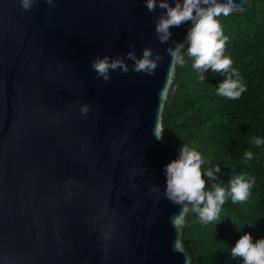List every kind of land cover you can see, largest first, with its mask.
<instances>
[{"label":"water","instance_id":"95a60500","mask_svg":"<svg viewBox=\"0 0 264 264\" xmlns=\"http://www.w3.org/2000/svg\"><path fill=\"white\" fill-rule=\"evenodd\" d=\"M243 13L251 0H237ZM161 9L143 0H0V264H195L189 212L164 196L178 154L165 122L177 87ZM150 46L152 74L91 61ZM88 105L89 111L80 109ZM163 129V138L154 129ZM158 189V191L156 190Z\"/></svg>","mask_w":264,"mask_h":264},{"label":"trees","instance_id":"16d2710c","mask_svg":"<svg viewBox=\"0 0 264 264\" xmlns=\"http://www.w3.org/2000/svg\"><path fill=\"white\" fill-rule=\"evenodd\" d=\"M218 19L229 38L224 54L231 57L247 90L234 100L218 95L216 86L225 76L209 68L205 81H199L191 58L185 57L183 65L177 64V87L165 122L176 148L189 144L201 152L202 171L220 164L215 181L205 178L206 190L213 182L227 185L237 174L255 176L245 201L226 198L218 223H202L189 211L183 233L195 264H242L241 257L231 254L239 237L245 232L252 234L253 242L264 237V144L253 143L256 137L264 138V0H251L248 11ZM246 151L253 153L251 160H244Z\"/></svg>","mask_w":264,"mask_h":264},{"label":"clouds","instance_id":"9594fccd","mask_svg":"<svg viewBox=\"0 0 264 264\" xmlns=\"http://www.w3.org/2000/svg\"><path fill=\"white\" fill-rule=\"evenodd\" d=\"M51 3V0H48ZM35 0H19L20 7L30 10ZM149 12L161 9L154 27V33L161 44L172 38V29L187 23L186 34L183 40L173 41L166 48L172 64L183 65L185 57L191 58V67L198 73V80L205 81L204 73L211 68L224 75L225 78L216 86L218 95L228 99H239L247 90L240 73L232 67V59L224 54L228 36L224 34L219 21L221 15L228 16L240 8L237 0H143ZM123 56L104 54L91 61V68L97 79L108 82L111 73L119 70L128 72L127 60H131L132 70L152 74L162 59L160 53L153 51L150 46L137 55L132 46ZM82 114L89 111L88 105L80 109ZM157 140L163 138V129L157 126L154 129ZM253 143L257 146L264 144V138L256 137ZM253 153L246 151L244 160H251ZM202 154L195 145L181 144L178 154L163 167L164 196L172 203L182 207L184 213H195L200 222L209 223L218 220L222 205L227 197L233 203L245 201L251 187L255 184V176L237 174L231 176L227 185L213 182L206 190V179L215 181L220 172V164L204 168ZM158 191V189H156ZM237 231H242L237 229ZM233 257H241L242 264H264V237L253 242L250 232H245L231 247Z\"/></svg>","mask_w":264,"mask_h":264}]
</instances>
